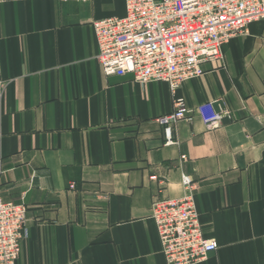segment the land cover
<instances>
[{
	"label": "crops",
	"instance_id": "0c3cea01",
	"mask_svg": "<svg viewBox=\"0 0 264 264\" xmlns=\"http://www.w3.org/2000/svg\"><path fill=\"white\" fill-rule=\"evenodd\" d=\"M125 14V0L0 3V194L28 207L16 264H168L152 204L181 197L183 173L219 244L196 264H264V20L173 93L103 73L93 23ZM178 97L232 118L196 116L166 144L156 118Z\"/></svg>",
	"mask_w": 264,
	"mask_h": 264
},
{
	"label": "built area",
	"instance_id": "2783aa9c",
	"mask_svg": "<svg viewBox=\"0 0 264 264\" xmlns=\"http://www.w3.org/2000/svg\"><path fill=\"white\" fill-rule=\"evenodd\" d=\"M6 0H0V3ZM126 14L93 23L97 59L106 76L131 74L136 82H166L175 91L199 76L208 61L224 60L223 46L264 20V0H125ZM200 116L208 129L218 128L228 109L213 101L191 108L178 97L174 109L158 116L166 144L176 141L179 123ZM157 179V176H152ZM184 193L178 198L155 196L152 217L168 264H196L215 251L216 238L202 230L195 193L198 183L182 174ZM73 186V184H72ZM28 207L0 194V264H16L29 236Z\"/></svg>",
	"mask_w": 264,
	"mask_h": 264
}]
</instances>
